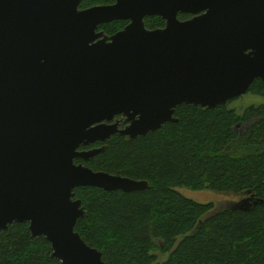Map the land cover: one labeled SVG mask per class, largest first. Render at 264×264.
<instances>
[{"label": "water", "instance_id": "95a60500", "mask_svg": "<svg viewBox=\"0 0 264 264\" xmlns=\"http://www.w3.org/2000/svg\"><path fill=\"white\" fill-rule=\"evenodd\" d=\"M82 1L0 0V234L29 223L63 264H107L76 231L87 212L75 190L150 182L85 163L114 135L132 141L179 122L180 105L213 110L264 82V0ZM154 16L165 27L148 29ZM114 21L129 24L99 30ZM263 203L252 194L231 208Z\"/></svg>", "mask_w": 264, "mask_h": 264}, {"label": "trees", "instance_id": "16d2710c", "mask_svg": "<svg viewBox=\"0 0 264 264\" xmlns=\"http://www.w3.org/2000/svg\"><path fill=\"white\" fill-rule=\"evenodd\" d=\"M115 2L83 0L80 7ZM191 17L180 14L183 20ZM128 23L114 21L99 30L113 35ZM145 23L149 29L166 25L158 16ZM248 92L264 97V82L255 80ZM231 101L213 110L180 105L179 122L132 141L114 135L104 152L85 163L150 182V188L132 192L75 190L87 212L76 231L107 264H264V203L248 211L216 209L179 190L209 189L237 195L236 202L252 194L264 200V104L239 114ZM241 123L250 126L244 134L235 129ZM157 252L167 259L160 262ZM52 254L44 236L32 238L29 223H13L0 234V264H63Z\"/></svg>", "mask_w": 264, "mask_h": 264}, {"label": "rangeland", "instance_id": "374dc122", "mask_svg": "<svg viewBox=\"0 0 264 264\" xmlns=\"http://www.w3.org/2000/svg\"><path fill=\"white\" fill-rule=\"evenodd\" d=\"M264 104V97L263 96H258L255 94H252L248 92L247 94L232 100L229 103V107L231 109H235L239 114H243L244 110L251 107L252 105L254 106H259ZM248 125V124H247ZM246 124L239 125L238 129L239 131H245L247 127ZM180 192L190 198L193 199L199 203H214L215 208H224V207H231L235 204L237 200H239L237 195H230L228 193H219L216 191H212L209 189H203V190H193L191 188H180ZM180 239V238H179ZM159 255V261L163 262L167 259L168 254L163 256L160 255L159 252H157Z\"/></svg>", "mask_w": 264, "mask_h": 264}, {"label": "flooded vegetation", "instance_id": "af4514ba", "mask_svg": "<svg viewBox=\"0 0 264 264\" xmlns=\"http://www.w3.org/2000/svg\"><path fill=\"white\" fill-rule=\"evenodd\" d=\"M147 18H148V17H147ZM145 20H146V19H145ZM128 24H129V23H128ZM125 27H126V26H125ZM146 27H147V26H146ZM147 28H148V27H147ZM148 29H149V28H148ZM118 119L120 120V128H124V127H126L127 124L125 123L124 118H123V117H118ZM242 124H243V123H241L240 125H242ZM238 127H239V125L236 126V128H235L236 131L239 132V133H241V134H244L245 131H239ZM249 127H250V126H249ZM249 127H248V128H249Z\"/></svg>", "mask_w": 264, "mask_h": 264}, {"label": "bare ground", "instance_id": "6f19581e", "mask_svg": "<svg viewBox=\"0 0 264 264\" xmlns=\"http://www.w3.org/2000/svg\"><path fill=\"white\" fill-rule=\"evenodd\" d=\"M158 249V248H157Z\"/></svg>", "mask_w": 264, "mask_h": 264}]
</instances>
